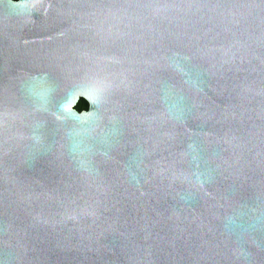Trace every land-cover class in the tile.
I'll use <instances>...</instances> for the list:
<instances>
[{
  "label": "water",
  "instance_id": "water-1",
  "mask_svg": "<svg viewBox=\"0 0 264 264\" xmlns=\"http://www.w3.org/2000/svg\"><path fill=\"white\" fill-rule=\"evenodd\" d=\"M0 264H264V0H0Z\"/></svg>",
  "mask_w": 264,
  "mask_h": 264
},
{
  "label": "trees",
  "instance_id": "trees-1",
  "mask_svg": "<svg viewBox=\"0 0 264 264\" xmlns=\"http://www.w3.org/2000/svg\"><path fill=\"white\" fill-rule=\"evenodd\" d=\"M87 108H88V104L84 101H81L79 105L77 106L78 111H83V110H86Z\"/></svg>",
  "mask_w": 264,
  "mask_h": 264
},
{
  "label": "flooded vegetation",
  "instance_id": "flooded-vegetation-1",
  "mask_svg": "<svg viewBox=\"0 0 264 264\" xmlns=\"http://www.w3.org/2000/svg\"><path fill=\"white\" fill-rule=\"evenodd\" d=\"M81 101H84V100H81ZM80 101V102H81ZM84 102H86V101H84ZM87 103V102H86ZM89 110V105H88V108L86 109V110H83V111H79V112H84V111H88Z\"/></svg>",
  "mask_w": 264,
  "mask_h": 264
}]
</instances>
